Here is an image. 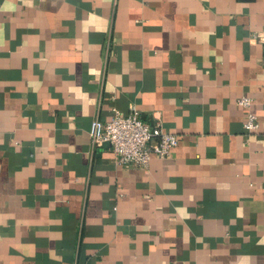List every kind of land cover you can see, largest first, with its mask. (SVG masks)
I'll list each match as a JSON object with an SVG mask.
<instances>
[{
	"label": "crops",
	"instance_id": "0c3cea01",
	"mask_svg": "<svg viewBox=\"0 0 264 264\" xmlns=\"http://www.w3.org/2000/svg\"><path fill=\"white\" fill-rule=\"evenodd\" d=\"M132 104L145 167L90 142ZM0 264H264V0H0Z\"/></svg>",
	"mask_w": 264,
	"mask_h": 264
},
{
	"label": "built area",
	"instance_id": "2783aa9c",
	"mask_svg": "<svg viewBox=\"0 0 264 264\" xmlns=\"http://www.w3.org/2000/svg\"><path fill=\"white\" fill-rule=\"evenodd\" d=\"M237 104L246 110L243 128L248 132L258 130L257 115L250 108L252 99L241 96ZM89 137L93 146L109 143L118 164L134 167L147 166L153 155L166 157L177 144L174 134L163 131L159 125L150 127L144 123L133 104L126 114L114 109L107 121L95 117L90 124Z\"/></svg>",
	"mask_w": 264,
	"mask_h": 264
}]
</instances>
